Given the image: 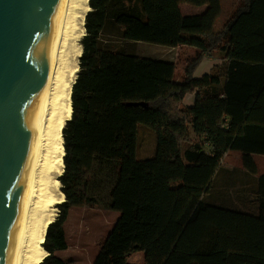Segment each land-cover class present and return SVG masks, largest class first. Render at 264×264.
Returning <instances> with one entry per match:
<instances>
[{"label":"trees","instance_id":"obj_1","mask_svg":"<svg viewBox=\"0 0 264 264\" xmlns=\"http://www.w3.org/2000/svg\"><path fill=\"white\" fill-rule=\"evenodd\" d=\"M88 1L62 131L64 200L40 264H72L54 255L68 249L70 209L105 200L120 217L93 264H130L137 252L144 264H264V175L252 187L254 211L204 201L228 152L242 153L250 175L258 174L252 155H264V0H243L219 32L222 0ZM182 5L206 9L185 15ZM250 35L261 38L241 41ZM134 42L199 54L176 84L174 63L120 49ZM205 55L222 64L196 79ZM193 94L194 105L184 106ZM140 125L157 141L145 160L137 158Z\"/></svg>","mask_w":264,"mask_h":264},{"label":"water","instance_id":"obj_2","mask_svg":"<svg viewBox=\"0 0 264 264\" xmlns=\"http://www.w3.org/2000/svg\"><path fill=\"white\" fill-rule=\"evenodd\" d=\"M60 0H0V264H12Z\"/></svg>","mask_w":264,"mask_h":264},{"label":"bare ground","instance_id":"obj_3","mask_svg":"<svg viewBox=\"0 0 264 264\" xmlns=\"http://www.w3.org/2000/svg\"><path fill=\"white\" fill-rule=\"evenodd\" d=\"M87 1L60 0L55 16L56 28L51 35L48 70L41 99L42 115L36 146L30 154L26 172V202L12 264H40L46 256L42 244L51 218L45 217L57 203L58 178L53 177L57 174L61 176L63 166L61 158L64 154L59 153V146L70 94L67 86L73 74L68 79L67 71L75 53L73 50L80 40V26L84 25L89 10ZM78 49H75L76 56ZM62 201L60 199L59 203Z\"/></svg>","mask_w":264,"mask_h":264},{"label":"rangeland","instance_id":"obj_4","mask_svg":"<svg viewBox=\"0 0 264 264\" xmlns=\"http://www.w3.org/2000/svg\"><path fill=\"white\" fill-rule=\"evenodd\" d=\"M87 3L89 13L91 11V8H89V1H87ZM183 6V9L187 10V12H191L192 10L196 11L191 12L192 14H196L199 12H197V7H193L190 5ZM86 16L84 18V25L80 26V31L82 32H80V40L77 43L78 45L76 44V47L73 50V52L75 53L72 54V59L70 61V69L69 71H67L68 79H70V74L73 72L72 77L68 82L67 86L70 94L71 87L73 89L72 85L75 84L74 80L76 82L77 74L79 71V60L82 55L81 52L83 51L81 41L86 35ZM218 24H221L220 21H218ZM215 31H218V28ZM260 38L261 37L258 35H251L249 37L251 42H257ZM75 49H78L77 56ZM120 49L124 53L132 54L142 58L163 60H168L172 57L176 58L180 70L178 71V77L182 76L183 70H185V66L187 65V63L189 64V61L193 59L195 55V53H192L193 51H189V49L187 48H181L176 51H173L171 49H168L167 47L145 43H126L123 44ZM70 94H68L67 97V114L65 117L63 128L65 122L70 118L71 114ZM156 142L157 141L155 133L148 126L140 125L138 132L137 158L139 160H145L153 156L156 149ZM205 149L207 152H211V149H209L208 147H205ZM61 152H63V154L65 155L62 133L61 144L59 146V153ZM64 155L61 158L62 165ZM240 160V153L236 151H231L226 156L225 163L227 165L234 166ZM258 165L261 168V171H263L264 161L262 162L261 159H259ZM64 168L62 166V174L64 172ZM59 177L60 176L57 174L53 178L59 179ZM247 180L248 177L241 175L240 170L238 169L233 170V173H226V175L221 173L216 177V179L212 181L210 193L204 199L205 203L227 209H243L242 204L243 202H246V211H254L255 201L254 195L252 193V182H250L249 187H242L244 182L245 184L248 183ZM60 190L62 191L59 181L57 180V203L53 206V208L49 209V213L45 217L52 219H50V223L54 222L59 215L60 211L58 205L60 204V199L64 200L63 194ZM119 217L120 214L110 208L108 200L103 201L99 206L95 207H72L70 209L68 219L64 225L68 249L65 251H56L54 255L72 264H93L94 260L96 259L101 250L103 243L110 235L112 229H114V226ZM46 256H48V252ZM128 262L130 264H144V254L142 252L132 253L128 256Z\"/></svg>","mask_w":264,"mask_h":264},{"label":"crops","instance_id":"obj_5","mask_svg":"<svg viewBox=\"0 0 264 264\" xmlns=\"http://www.w3.org/2000/svg\"><path fill=\"white\" fill-rule=\"evenodd\" d=\"M242 1L243 0H222V2H221L222 13H221L220 18L216 21V23L214 25V30H216L218 28V31H216V32H219L222 29V27L224 26V24L235 14L237 8L241 5ZM183 7L184 6L182 5L181 6V10H182V12L185 15H197V14H201L206 9V7H197V9H198L197 12L198 11L199 12L196 13V14H192L191 12H196V11L192 10L191 12H187V10L183 9ZM218 21H220L221 24H218ZM250 36L242 37V40L241 41L242 42L244 40L250 41V39H249ZM134 43L135 44H143V43H140V42H134ZM181 48H187V49H189V51H193L192 53H195L194 58L199 54V51L196 48H192V47H188V46H178L176 48H168V49H171L173 51H176V50L181 49ZM193 59H191L190 61H192ZM161 60H163V59H161ZM164 61L172 62V63H174L176 65V71H175L174 81H175L176 84H180L183 81L184 77H185V71H186V68H187L188 63L185 66V70H183L182 76L178 77V71H180V70H179V64L176 61V58H173L172 57V58H170L168 60H164ZM221 64H222V61L220 59L214 58L213 56H210V55H205L202 63L200 64V66L196 70V72L194 74V77L196 79H202L204 76L209 75L214 67H216L217 65H221ZM194 103H195V95L194 94L193 95H188L185 98V100H184V106H186V107H191V106L194 105ZM230 152H228V153H230ZM228 153L223 158L222 163H221V166H220V168L218 169V171H217V173L215 175V179L221 173H223V174L226 175V173H233V170L238 169V170H240L241 175H244V176L248 177V180H247L248 183L245 184V182H244L243 185H242V187H245L246 185L250 184V182H252V187L254 188L253 189V192H254L256 190L257 180L261 176L264 175V170L261 171V168L258 165V160L259 159H261L262 162L264 161V158H263L264 155H258V154H253L252 155V157H253L256 165H257V168H258V174L257 175H250L246 171V169L244 168V165H243V155H242V153L238 152L241 155V160L236 165H234V166L227 165L225 163V158L228 155Z\"/></svg>","mask_w":264,"mask_h":264}]
</instances>
